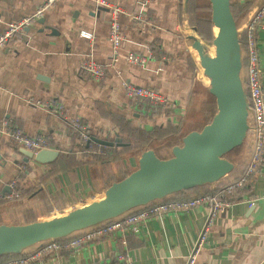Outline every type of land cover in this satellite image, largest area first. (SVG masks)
I'll return each mask as SVG.
<instances>
[{"label": "crops", "instance_id": "obj_1", "mask_svg": "<svg viewBox=\"0 0 264 264\" xmlns=\"http://www.w3.org/2000/svg\"><path fill=\"white\" fill-rule=\"evenodd\" d=\"M44 1L0 0V33L9 22L33 14ZM109 1L123 10L117 17L121 31L119 58L112 65H107L111 57L112 15L106 7L97 6L91 0L55 2L39 18L43 22L38 19L31 22L0 47V125L30 137L44 135L48 148L58 151L52 162L41 164L29 160L24 169L19 148L0 135V224H24L45 219L55 206V197L62 204L74 203L103 193L107 188L100 172L105 161L98 169L89 157L95 154L92 150L102 149L107 156L128 147L102 148L92 144L84 149L82 147L88 141H81L79 135L80 141L73 139L68 134L74 132L66 128L70 120L79 119V123L88 127L90 135L106 140H112L115 133L127 131V127L149 132L172 127L171 135L177 137L178 142L170 144L166 136L160 146L164 148V155L160 156L154 150L159 158L165 159L171 156L173 146L181 145L186 133L198 130L191 120L185 119L186 101L191 92L203 93L200 100L207 106L214 103L216 109L214 97L211 98L205 89L202 67L192 55L188 38L192 35L200 39L198 30L192 29L196 27L192 19L201 14L210 18L209 0L207 4L202 0ZM263 1L236 0L239 7L249 4V8L236 18L237 27ZM207 7L209 14H206ZM212 27L210 23L211 35ZM81 28L94 34L92 42L79 35ZM257 47L264 92V25L257 33ZM128 53L143 61H128ZM90 59L104 68L102 77H94L82 70V64ZM125 84L155 90L166 102L129 99ZM35 101H54L61 105L62 112L53 113L36 105ZM144 149L154 148L144 145L138 150L139 154ZM250 151L251 141L245 137L228 158L234 169L227 176L156 201H183L214 194L223 181L242 171ZM122 157L116 161L122 163L125 159ZM66 158L73 162L71 166L62 165ZM138 158L139 155L135 168ZM131 171L126 163L116 175L121 179ZM27 181L30 185H38L30 194L26 193ZM14 184L18 190H14ZM5 186L8 190H4ZM14 191L19 193L17 198L11 196ZM233 197L236 202L211 220L206 237L198 246L196 243L206 228L211 208L209 201H200L188 209L148 215L145 222L138 221L126 232L118 230L92 237L76 247L62 245L58 250L36 255L27 264H116L119 253H126L131 264H189L192 254L191 264H262L264 160L246 185L234 191ZM145 206L124 214L143 210ZM91 228L77 231L60 242L65 244ZM39 246L29 247L8 259L30 257L40 251Z\"/></svg>", "mask_w": 264, "mask_h": 264}, {"label": "water", "instance_id": "obj_2", "mask_svg": "<svg viewBox=\"0 0 264 264\" xmlns=\"http://www.w3.org/2000/svg\"><path fill=\"white\" fill-rule=\"evenodd\" d=\"M231 2L209 0L210 22L217 28L211 39L213 56L206 53L201 39L188 36L209 78L207 91L216 102V112L210 121L200 130L186 133L181 145L172 147L168 158H159L153 149H144L137 168L113 181L99 200L50 219L0 224V256L20 254L45 241L65 238L170 194L216 182L233 171L234 165L226 154L240 146L246 137L249 104L242 82V48ZM192 29L197 31L195 26ZM90 141L104 146L126 145L117 133L112 140L91 135ZM18 153L24 162L33 160L41 164L52 162L58 155L55 149H41L33 154L22 147Z\"/></svg>", "mask_w": 264, "mask_h": 264}, {"label": "built area", "instance_id": "obj_3", "mask_svg": "<svg viewBox=\"0 0 264 264\" xmlns=\"http://www.w3.org/2000/svg\"><path fill=\"white\" fill-rule=\"evenodd\" d=\"M59 0H45L36 11L26 17H23L17 21L9 22L2 33H0V47L9 41L15 33L22 31L28 24L39 19L44 11L50 8L55 2ZM97 6L106 7L112 18L110 20V46L111 57L107 65H112L118 61L119 58V44L121 39V31L118 25V15L123 10L109 0H91ZM264 25V1L256 6L251 14L246 18L245 22L238 27L239 36H244L245 47L242 50V61L246 63V75L245 90L248 99V115L247 124L248 129L246 137L251 141V151L249 159L242 171L239 174L230 176L227 180L223 181L216 189V192L212 195H206L190 200H177L172 199L166 202L152 201L146 204L145 209L139 210L134 213L123 214L112 220L100 223L97 227L91 228L87 233L75 236L71 240H68L65 244L60 242L61 239L45 241L40 244V251L31 255L30 257H22L17 259L0 260V264H27L29 259H33L36 255H40L43 252L52 250H58L62 245L66 247H76L84 244L86 241L107 235L113 231L126 232L129 227L136 225L138 221L145 222L148 215H154L157 213H163L169 210L176 209H188L191 206L196 205L200 201L211 202L210 212L206 222V228L200 234L197 246L200 245L206 237L207 225L211 220L219 213L223 212L227 207L234 204V191L244 186L247 179L250 178L252 173L257 169L264 160V92L261 85V70L258 57L257 47V33ZM79 35L86 40L92 42L94 34L84 28L79 30ZM126 59L130 62H142L141 58L133 53H128ZM82 70L89 73L94 77H102L104 75V68L95 63L93 60H87L81 66ZM126 94L129 99L132 100H144L148 99L157 103H165L166 100L157 91L140 86H132L125 84ZM31 100V99H30ZM36 105L48 108L53 113L62 112L60 104H55L54 101H47L42 103L35 101ZM70 125L78 131V135L81 141H88L89 129L84 124L79 123V119H73L69 121ZM0 135H4L16 147H22L31 151L33 154L37 153L41 149L48 148V140L44 135H37L30 137L19 130H11L7 125H0ZM227 176V175H226ZM225 177V176H224ZM15 185V184H14ZM13 185V186H14ZM13 196L17 198L19 196L18 191L13 192ZM123 243H125L123 241ZM118 260L123 264H131L126 253H119ZM193 261V254L190 257L189 264Z\"/></svg>", "mask_w": 264, "mask_h": 264}, {"label": "rangeland", "instance_id": "obj_4", "mask_svg": "<svg viewBox=\"0 0 264 264\" xmlns=\"http://www.w3.org/2000/svg\"><path fill=\"white\" fill-rule=\"evenodd\" d=\"M202 1L205 4L208 3L207 0H202ZM233 2H234V4H236V0H233ZM235 11L237 13L236 18H238V16H239L238 13H240L239 12V8L236 7ZM206 14H209L208 7L206 9ZM192 20H193V22L196 23L195 17ZM196 27H197V25H196ZM204 29H207V28H204ZM212 30H213V32H212V37H213V35L215 34L214 33L215 30H214L213 27H212ZM203 34L205 36H208V32L206 30H203ZM202 38L203 37H200L202 45L207 48L209 46V44H211V40H207L205 38L202 39ZM190 49L191 48H189V51H190ZM209 96L211 98L213 97L211 94H209ZM200 99H201V97H198V98L190 97V99H187V101H186L187 109H186V115H185L186 116L185 117L186 121L191 120L192 125L195 126V127L197 126L198 130L203 127V124H205V122H209L210 121V119H211L210 114H214L216 112V109H214V103L207 106ZM205 112H208L206 114V116L203 115V113H205ZM212 112H214V113H212ZM180 125H181V122H180L179 126ZM127 128H128L127 130H129L130 132L123 131V133L122 132L119 133V137L121 138V141L124 142V143L127 142V141H130L131 142L130 144H131L132 148L131 147H129V148H131V149L118 150V152L117 151L113 152V153H111L110 155H107V156H105L106 153H104V151L102 149H99V150L93 149L92 150V151H94L95 154H91V156H89V157H91L92 161L96 162V164L99 166L98 169L101 167V164H102L103 160H105V159L114 160L115 158L123 156L122 158H125L126 160L125 159L122 160V165L127 163L128 167L131 168L132 171H133V170L136 169L135 166H136V163H137V157H138V155L140 157V154H141V153L139 154L138 150L140 148H142L144 145L149 144L150 148L151 147L154 148L153 150H155L158 155L162 156V155H164L165 151L163 150L164 148L163 147L160 148V146H161L162 143H164L162 141L165 140L164 138H166V136H167L166 139H168L170 141V144L172 142H178L177 137H173L171 135V132H174L172 127L171 128L168 127V128H165V129L155 128L152 131H150L151 134L148 133V132L142 131V130H139V131H142V132H139V131L133 130V129L129 128V127H127ZM177 129L178 128H176V131H177ZM168 135H170V136H168ZM155 147H156V149H155ZM165 149H167V148H165ZM231 153H232V150L226 154V157L227 158H231L232 157ZM138 160H139V158H138ZM62 163H63L62 164L63 166H65V164H66V167L67 166H71L73 164V162L71 160H69V159L62 160ZM105 164H106V162L104 163V165ZM30 184H31V182L27 181V186L26 187H28V190L26 191V193H28V194L32 193L33 191H35V189L38 188V185L34 186V185H30ZM98 194L99 193H97L96 195H90L86 199H81V201H79V202L67 203V204L60 203L59 199L55 197V199L53 201L55 206H54V204L52 202L50 203L54 207H53V210L50 213H48L46 218H51V217H56V216H60V215L66 214L67 212L73 210L74 208L82 206L85 201L96 200L97 197H98L97 196Z\"/></svg>", "mask_w": 264, "mask_h": 264}, {"label": "trees", "instance_id": "obj_5", "mask_svg": "<svg viewBox=\"0 0 264 264\" xmlns=\"http://www.w3.org/2000/svg\"><path fill=\"white\" fill-rule=\"evenodd\" d=\"M239 8V12L240 13H243V12H245L248 8H249V4H245V5H242L241 7H239L238 5H237V3L236 4H234V2H233V0H232V2H231V9H232V12H233V15H234V17L236 18V16H237V13H236V11H235V8ZM240 13H238V15L240 14ZM195 21H196V25H197V30H198V33H199V35L201 36V37H203V38H205V39H207V40H211L212 39V35H211V33H210V18H209V16L207 15V16H204V15H195ZM204 28H207V29H204ZM203 30H206L207 32H208V36H205L204 34H203ZM210 33V34H209ZM240 44H241V48H242V50L244 49V47H245V41H244V36L243 35H241L240 36ZM241 76H242V82H243V84L245 85V82H246V79H247V75H246V63L245 62H243V65H242V72H241ZM206 89V91L208 90L207 89V87L205 88ZM190 97H194V98H198V97H201V99L203 98V93H194V92H191V94H190ZM190 97L188 98V99H190ZM195 100V99H194ZM189 108V107H188ZM69 126L68 127H66L67 129H71V130H73L74 132H72V131H70V133H68L69 134V136L70 137H72L73 139L74 138H77V139H79V137H78V131L76 130V129H74L71 125H70V123H67ZM126 126V125H125ZM124 126V127H125ZM179 127V126H178ZM123 130V128L121 127V131ZM134 130V129H133ZM128 132H130L129 130H127ZM137 131H139V130H137ZM142 131H144V130H142ZM142 131H139V132H142ZM145 132H148V133H150L151 134V132H149V131H145ZM77 136V137H76ZM89 136H91L90 135V133H89ZM79 141H80V139H79ZM126 143V145H124L127 149H131L132 147H131V144H130V141H127V142H125ZM87 143L85 142L84 143V145H86ZM92 144H94L95 146L97 145V146H99V147H102V148H109V147H111V146H104V145H99V144H97V143H94V142H92V141H90L86 146H84V147H82V148H84V149H87V148H89L88 146H90V145H92ZM130 144V145H129ZM129 147H131V148H129ZM106 160V161H105ZM104 161L106 162V164L104 165V167L102 168V170L100 171L101 172V174L103 175V179H105V185L104 186H106V187H108L113 181H116V180H119V177L116 175L119 171H120V169H121V166H122V163H119L118 161H116L117 160V158H115L114 160H111V159H105ZM109 160V161H108ZM23 161V160H22ZM25 164H24V169H27V165H26V163L27 162H24ZM24 173H22V175H23ZM101 175V176H102ZM105 176V177H104ZM121 178H123V177H121ZM100 179H102V178H100ZM249 179H247V181H248ZM247 181H246V183H247ZM246 183L244 184V186L246 185ZM13 188H14V190H18L19 188H17V186L16 185H14L13 186ZM21 191V190H20ZM11 196L13 197V192H12V194H11ZM16 255H18V254H7V255H2V256H0V260H6V259H8V258H11V256L12 257H14V256H16ZM4 257H6V258H4ZM115 262H116V264H123L122 262H120L119 260H117V259H115Z\"/></svg>", "mask_w": 264, "mask_h": 264}, {"label": "bare ground", "instance_id": "obj_6", "mask_svg": "<svg viewBox=\"0 0 264 264\" xmlns=\"http://www.w3.org/2000/svg\"><path fill=\"white\" fill-rule=\"evenodd\" d=\"M214 33H216L217 32V28L216 27H214ZM204 49H205V51H206V53L208 54V55H210V56H213L214 55V53H215V49H214V45L211 43V44H209V46L206 48V47H204ZM192 55H193V57H194V59L195 60H197L198 62H199V56H198V53H197V51L194 49V48H192ZM200 64V63H199ZM201 66V65H200ZM202 67V66H201ZM201 71H202V73H203V75H202V77H203V81H204V83L206 84V85H209V78H208V76H206L205 74H204V69H203V67L201 68ZM98 197H97V199L96 200H99V199H101L104 195H103V193H99L98 195H97ZM91 201H85L84 203H83V205H85V204H88V203H90ZM51 218H53V217H51ZM45 219H50V218H45Z\"/></svg>", "mask_w": 264, "mask_h": 264}]
</instances>
